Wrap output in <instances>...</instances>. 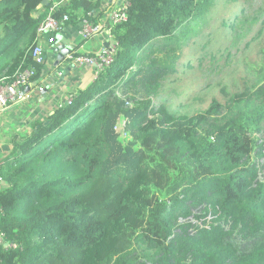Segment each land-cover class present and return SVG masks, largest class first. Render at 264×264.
Returning a JSON list of instances; mask_svg holds the SVG:
<instances>
[{
  "label": "trees",
  "instance_id": "16d2710c",
  "mask_svg": "<svg viewBox=\"0 0 264 264\" xmlns=\"http://www.w3.org/2000/svg\"><path fill=\"white\" fill-rule=\"evenodd\" d=\"M42 2L0 0V79L32 68L40 83L46 62L35 64L30 51L53 5L72 31L84 20L101 25L115 7ZM210 3L127 0L126 21L109 30L112 62L69 104L5 140L0 232L17 249L0 248V264H264V87L230 96L229 116L208 125L213 109L178 115L117 95L132 87L152 95L173 67L158 54L176 56L177 30ZM123 119L127 143L116 131ZM189 218L203 225L189 231L180 224Z\"/></svg>",
  "mask_w": 264,
  "mask_h": 264
},
{
  "label": "rangeland",
  "instance_id": "374dc122",
  "mask_svg": "<svg viewBox=\"0 0 264 264\" xmlns=\"http://www.w3.org/2000/svg\"><path fill=\"white\" fill-rule=\"evenodd\" d=\"M175 36L177 55L158 54L173 67L163 73L153 94L132 87L117 92L121 100L133 106L130 98H147L178 115L213 109L216 113L208 117V125L229 116L230 96L264 87V0H211L208 10L186 22ZM260 127L264 129V122ZM251 137L256 140L260 135L252 131ZM120 139L130 141L128 134ZM260 163L264 166V160ZM202 208L193 209L192 216H199ZM180 224L192 231L203 222L189 218Z\"/></svg>",
  "mask_w": 264,
  "mask_h": 264
},
{
  "label": "built area",
  "instance_id": "2783aa9c",
  "mask_svg": "<svg viewBox=\"0 0 264 264\" xmlns=\"http://www.w3.org/2000/svg\"><path fill=\"white\" fill-rule=\"evenodd\" d=\"M95 1V0H93ZM105 7L112 0H102ZM127 8V1L122 2L119 6L115 7L107 14L108 18L105 22H102L99 26H93L87 20L81 22L79 37L83 41L90 40L93 37H96L98 34H105L108 39L109 30L112 26L126 21L125 11ZM57 9V5H53L45 17L42 20L37 29H36V39L34 44L31 47V57L32 60L37 65H43L45 63V50L43 47V42H46L48 45H56L55 34H60L65 30V22L67 17L63 16L61 19L53 17V12ZM115 48V44L111 41L107 48H104L100 51L98 55L94 56H72L67 55L66 64H69L72 68L76 70H86L92 69L94 72V78L98 73L107 67L112 62V54ZM35 75V70L24 69L15 72L10 78L0 79V112L14 106L15 104H20L24 102H30L34 99L35 96H41L42 92L45 89L43 84H37L32 82V78ZM55 77L61 79L63 77L62 72H55ZM71 101V96L67 97L66 102L69 104ZM126 106H131L129 102H126ZM116 131H122L123 136H126V121L121 120L117 127ZM1 184V179H0ZM0 248L4 250L17 249V245L13 242H10L6 239L5 234L0 232Z\"/></svg>",
  "mask_w": 264,
  "mask_h": 264
},
{
  "label": "crops",
  "instance_id": "0c3cea01",
  "mask_svg": "<svg viewBox=\"0 0 264 264\" xmlns=\"http://www.w3.org/2000/svg\"><path fill=\"white\" fill-rule=\"evenodd\" d=\"M65 3L66 1L61 5ZM98 13L99 11L97 10L95 15ZM107 18L108 16L105 14L104 20L103 18L101 19L103 20L102 22H105ZM79 30L80 29L72 31L71 29H65L58 35L55 46L43 42L46 63L39 84H43L45 89L48 90L46 95L35 96L34 99L28 103L15 104L0 112V160L9 155V147L8 144L5 143V140H7L13 132H28L34 121L45 118L56 107L64 104L67 97L70 96L78 86H86L94 79V72L92 69L76 70L65 62L58 64V69L56 68L57 66H54L57 56L56 48L60 45H64L72 50L80 44L79 48L76 50V53L79 55L96 56L104 48V44L108 40L105 34H98L90 40L83 41L79 37ZM58 71H65L62 80L55 77V72Z\"/></svg>",
  "mask_w": 264,
  "mask_h": 264
},
{
  "label": "water",
  "instance_id": "95a60500",
  "mask_svg": "<svg viewBox=\"0 0 264 264\" xmlns=\"http://www.w3.org/2000/svg\"><path fill=\"white\" fill-rule=\"evenodd\" d=\"M127 0H112V2L116 3L117 6H119L122 2H126ZM47 3V0H43L42 5H45ZM109 46V39L105 42L104 44V48H107ZM103 48V49H104ZM70 49L64 45H60L56 48V61L54 63V66H57L58 64H60L64 58L69 54ZM63 77L61 78V80L64 78L65 75V71L62 72ZM47 89H45L41 95H46L47 93Z\"/></svg>",
  "mask_w": 264,
  "mask_h": 264
}]
</instances>
